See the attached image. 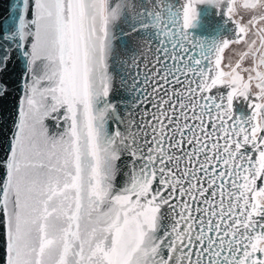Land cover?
<instances>
[{
    "label": "snow or ice",
    "instance_id": "1",
    "mask_svg": "<svg viewBox=\"0 0 264 264\" xmlns=\"http://www.w3.org/2000/svg\"><path fill=\"white\" fill-rule=\"evenodd\" d=\"M205 7L229 36L191 31ZM8 9L0 74L23 67L0 147L4 264H264V0Z\"/></svg>",
    "mask_w": 264,
    "mask_h": 264
},
{
    "label": "water",
    "instance_id": "2",
    "mask_svg": "<svg viewBox=\"0 0 264 264\" xmlns=\"http://www.w3.org/2000/svg\"><path fill=\"white\" fill-rule=\"evenodd\" d=\"M10 3L18 4L19 0H0V28L7 29L12 23L10 18L6 19L9 14L8 5ZM14 11V10H13ZM23 64L15 59L9 62L7 72L0 74V82L6 83L8 87V94L0 98V147H6L8 138L11 136L13 121L17 116V101L20 93V73ZM49 127L54 130V122L48 121ZM122 178V177H121ZM118 178L117 183L120 179ZM3 226L0 225V233H2ZM3 237L0 235V246H2ZM3 248L0 247V264H4Z\"/></svg>",
    "mask_w": 264,
    "mask_h": 264
},
{
    "label": "flooded vegetation",
    "instance_id": "3",
    "mask_svg": "<svg viewBox=\"0 0 264 264\" xmlns=\"http://www.w3.org/2000/svg\"><path fill=\"white\" fill-rule=\"evenodd\" d=\"M231 25H225L223 18L216 13V10L212 8H202L200 22L191 31L200 37H216V36H229L228 31ZM230 50H226L225 58L231 56ZM249 101L239 97L234 100V112L239 116H246L249 114L248 108Z\"/></svg>",
    "mask_w": 264,
    "mask_h": 264
}]
</instances>
